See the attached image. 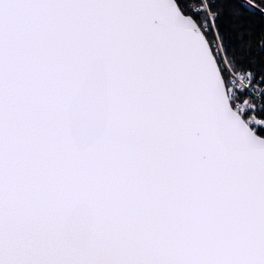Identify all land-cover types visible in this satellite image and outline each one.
Listing matches in <instances>:
<instances>
[{
  "label": "water",
  "instance_id": "obj_1",
  "mask_svg": "<svg viewBox=\"0 0 264 264\" xmlns=\"http://www.w3.org/2000/svg\"><path fill=\"white\" fill-rule=\"evenodd\" d=\"M0 264H264V138L176 0H0Z\"/></svg>",
  "mask_w": 264,
  "mask_h": 264
},
{
  "label": "trees",
  "instance_id": "obj_2",
  "mask_svg": "<svg viewBox=\"0 0 264 264\" xmlns=\"http://www.w3.org/2000/svg\"><path fill=\"white\" fill-rule=\"evenodd\" d=\"M245 1L249 5L242 0H176L181 11L192 17L205 34L227 87L226 68L214 47L217 40L234 73L250 74L255 81L264 77V0ZM210 15L215 16L214 29L206 28ZM244 99L240 96L237 100ZM232 106L236 107L235 100ZM257 116L263 123L257 133L264 138V108Z\"/></svg>",
  "mask_w": 264,
  "mask_h": 264
},
{
  "label": "built area",
  "instance_id": "obj_3",
  "mask_svg": "<svg viewBox=\"0 0 264 264\" xmlns=\"http://www.w3.org/2000/svg\"><path fill=\"white\" fill-rule=\"evenodd\" d=\"M208 26L214 29L212 19ZM217 53L219 55V49H217ZM231 75L230 99L236 101L235 109L245 116L246 123L257 130L260 126L257 115L264 108V77L255 81L250 74L232 73ZM240 96H245V99L237 100Z\"/></svg>",
  "mask_w": 264,
  "mask_h": 264
},
{
  "label": "rangeland",
  "instance_id": "obj_4",
  "mask_svg": "<svg viewBox=\"0 0 264 264\" xmlns=\"http://www.w3.org/2000/svg\"><path fill=\"white\" fill-rule=\"evenodd\" d=\"M243 2H245V3H247L245 0H242ZM248 4V3H247ZM249 5V4H248ZM205 8H206V6H205ZM214 18H215V16L214 15H210L209 16V21L212 19V22H213V20H214ZM206 28L207 29H209V26H208V24L206 25ZM218 41V40H217ZM215 46V49L217 48V49H219V57L222 59V61H223V66L226 68V72H227V76H228V83L230 84V82H231V78H232V73H234L230 68H229V66H228V64H227V62H226V60H225V57H224V52H223V50H222V47H221V44L219 43V41L218 42H215V44H214ZM258 123H259V125L261 126L263 123L259 120L258 121ZM259 126V127H260Z\"/></svg>",
  "mask_w": 264,
  "mask_h": 264
}]
</instances>
